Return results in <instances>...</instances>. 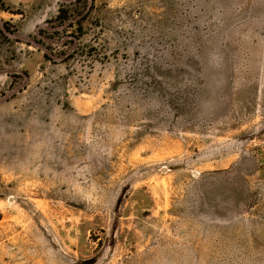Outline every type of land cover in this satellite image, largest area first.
<instances>
[{
  "label": "rangeland",
  "instance_id": "obj_1",
  "mask_svg": "<svg viewBox=\"0 0 264 264\" xmlns=\"http://www.w3.org/2000/svg\"><path fill=\"white\" fill-rule=\"evenodd\" d=\"M93 1L0 0V264H264V0Z\"/></svg>",
  "mask_w": 264,
  "mask_h": 264
},
{
  "label": "trees",
  "instance_id": "obj_2",
  "mask_svg": "<svg viewBox=\"0 0 264 264\" xmlns=\"http://www.w3.org/2000/svg\"><path fill=\"white\" fill-rule=\"evenodd\" d=\"M83 8L86 9V12H84L80 19L77 20V23L79 25V29H82L81 23L84 21L89 15L90 12L94 9V1L93 0H82ZM75 16L74 12H71L67 8L60 9L59 15L57 16L56 20L60 21L61 23L66 22L70 18Z\"/></svg>",
  "mask_w": 264,
  "mask_h": 264
}]
</instances>
